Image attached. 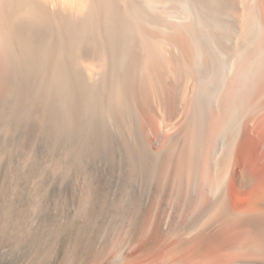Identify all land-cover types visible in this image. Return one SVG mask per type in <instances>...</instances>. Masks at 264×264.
I'll list each match as a JSON object with an SVG mask.
<instances>
[{
    "label": "bare ground",
    "instance_id": "bare-ground-1",
    "mask_svg": "<svg viewBox=\"0 0 264 264\" xmlns=\"http://www.w3.org/2000/svg\"><path fill=\"white\" fill-rule=\"evenodd\" d=\"M239 9L233 91L151 148L149 89L162 100L188 80L192 14L224 49ZM263 104L264 0H0V264H264V201L232 202L250 206L261 185L243 173L230 194L232 149L212 199L188 190L206 180L219 124L232 120L236 140ZM172 153L180 177L165 179L148 225ZM237 230L257 241L233 245Z\"/></svg>",
    "mask_w": 264,
    "mask_h": 264
},
{
    "label": "rangeland",
    "instance_id": "rangeland-1",
    "mask_svg": "<svg viewBox=\"0 0 264 264\" xmlns=\"http://www.w3.org/2000/svg\"><path fill=\"white\" fill-rule=\"evenodd\" d=\"M236 12L235 18L237 28L236 31H231L233 34L235 33L233 36L231 35L229 39L225 38L226 48L224 49H217L216 45L213 44L212 46L210 44V40L212 39L210 30L213 28L215 30V25L213 27L206 18H203L202 13L201 16L197 13H194V16L193 14L192 16L190 15L194 25L193 35L189 39L186 47L185 62L189 73L188 80L186 79V83L183 82L180 88H175L167 92L162 100L158 99L152 93V90L149 89V98L155 108L153 116L147 113L149 128L146 129V138L151 148L160 149L169 145L173 130H178L180 135H185L189 127L188 125L194 116L200 115L202 112L206 111H216L218 109L216 106H219L221 102L219 99L221 92L225 90L228 92L233 91V86L235 84L232 83H236L234 82L236 77L235 65L244 58L243 51L244 48H246V45L243 46L241 43H238L240 38L239 31L243 24V10L239 9ZM208 37L210 39H208ZM231 40H233L232 45L230 44ZM197 43L200 46H198ZM189 76L192 77L189 78ZM162 119L170 122L169 125L164 126ZM232 122V120L228 119L221 122L217 127L213 137L210 154L208 153L207 160L203 163L204 167L207 166L208 171L205 182L204 180H200L197 186L193 184V186H189L190 188H188V190L190 191L193 189V191L196 192L202 190V192L205 193V199H212L217 182L216 161L220 160L222 162L224 158L227 157L229 150L232 149L229 159V172L231 174L230 194L234 195L238 185L234 176L238 177L243 173L253 176L256 182L261 185L252 194L250 206H239L242 204L238 205L239 202L236 201V197L233 198L232 202L236 208L252 210L255 209V206H258V203L264 201V104L259 113L250 122L245 134L236 140L231 139L233 132ZM173 158L174 154L172 153L167 161L165 170L161 174L162 181L159 182V184L157 182L154 184L155 195L150 204V212L147 221L148 225H151L153 221L150 217L154 215L155 211L157 212V198H159V193L164 190L162 187H164L166 183L165 179L168 181L169 176L173 174V177L176 179V185L180 177L178 168L172 171V173L169 171L173 165ZM175 185L171 187V191L175 190ZM170 200L171 197H169L168 202L165 204L164 222L168 221L166 214L171 207ZM202 205L203 204L200 203L194 206L193 210H191L192 213L202 208ZM192 213L181 216L179 222L183 223L190 220ZM237 232L239 233V230H237ZM236 235L237 236L233 238L235 239L232 242L233 245H250L257 241L258 238L257 235L250 230L240 232ZM262 256H264V254H262Z\"/></svg>",
    "mask_w": 264,
    "mask_h": 264
}]
</instances>
